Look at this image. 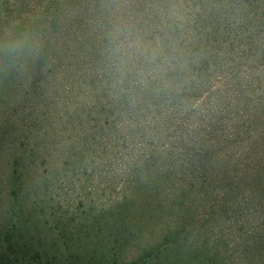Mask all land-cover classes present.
I'll return each mask as SVG.
<instances>
[{
    "label": "trees",
    "instance_id": "trees-1",
    "mask_svg": "<svg viewBox=\"0 0 264 264\" xmlns=\"http://www.w3.org/2000/svg\"><path fill=\"white\" fill-rule=\"evenodd\" d=\"M22 31L0 264H264V0H0Z\"/></svg>",
    "mask_w": 264,
    "mask_h": 264
},
{
    "label": "clouds",
    "instance_id": "clouds-1",
    "mask_svg": "<svg viewBox=\"0 0 264 264\" xmlns=\"http://www.w3.org/2000/svg\"><path fill=\"white\" fill-rule=\"evenodd\" d=\"M118 34L119 30L113 35L115 37ZM39 51L38 41L26 31L0 37V64H3L5 70L15 68L29 58H35L39 55ZM114 51L119 52V48Z\"/></svg>",
    "mask_w": 264,
    "mask_h": 264
}]
</instances>
